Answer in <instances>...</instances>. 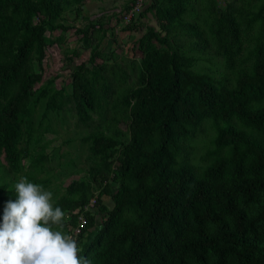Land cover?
<instances>
[{
  "label": "trees",
  "instance_id": "1",
  "mask_svg": "<svg viewBox=\"0 0 264 264\" xmlns=\"http://www.w3.org/2000/svg\"><path fill=\"white\" fill-rule=\"evenodd\" d=\"M257 10L264 29V2ZM59 14L60 0H0V97L7 95L0 104V147L14 168L15 143L22 127L29 135V112L46 94L44 86L33 89L41 75L42 33ZM173 14L174 10H162L157 16L165 21L161 25L166 40ZM225 24V30L215 26L214 32L233 68V54L245 32L232 17ZM182 26L197 32L192 24ZM153 39L161 41L151 28L138 37L137 48L143 54L138 85L118 99L129 114L128 141L118 139L119 130L87 135L90 153L100 157L103 167L105 159L118 152L115 157L125 180L113 194L104 187L113 207L78 256L97 259L94 264H264V41L255 45L253 61L240 67L229 88L213 85L206 76L190 75L181 68L176 50L167 60L162 54V59L156 58ZM29 62L34 68L28 71ZM102 67L96 66L90 78L81 67L72 74L70 99L80 122L89 120L90 111H102ZM52 97L47 96L46 107L53 105ZM207 117L213 128L211 148L205 151V164L197 166L189 162L188 146L182 142ZM99 172L94 169L90 178L96 179ZM88 187V181H71L66 188L71 196L54 207L79 206ZM9 199L14 201L13 188L0 185V220ZM83 213L87 223L81 233L93 224L92 216ZM100 241L103 246L98 249Z\"/></svg>",
  "mask_w": 264,
  "mask_h": 264
},
{
  "label": "rangeland",
  "instance_id": "2",
  "mask_svg": "<svg viewBox=\"0 0 264 264\" xmlns=\"http://www.w3.org/2000/svg\"><path fill=\"white\" fill-rule=\"evenodd\" d=\"M131 1L79 0L75 3L60 0L58 18L52 27L46 26L42 33L44 54L41 75L40 80L33 84V89L44 86L46 94L29 112V135L22 127L15 143V168L10 166L5 151L0 147V185H4L5 190L13 188L14 200L15 184L25 177L27 182L43 185L46 191H50L54 205L62 197L71 196L66 192L71 181L89 182L85 201L71 209H63V232L66 235H69L72 221L75 222L78 214L84 216L83 212H86L92 216L93 224L77 238L79 251L83 243L94 239L107 217L106 212L113 207L110 194L103 192L104 187L107 185L113 194L120 181L125 180L119 173V162L115 157L118 152L109 155L105 159L107 167H103L100 157L91 155V140L87 135L96 130L104 134L119 130L118 139L128 141L129 114L118 99L127 88L138 85V68L143 58L137 48L138 37L151 28L161 38V41L152 40L158 52L154 55L156 58L162 59L159 55L162 54L167 60L168 54L176 50L178 61L182 62L181 68L190 75H203L213 85L229 88L240 74V67L247 68L253 61L255 45L264 41V29L257 10L264 0H149L136 18L125 23L123 16ZM162 10H174L168 40L163 38L161 23L165 22L164 19L157 18ZM230 17L245 32L241 35L243 41L239 51L233 54V68L228 67V58L219 46V34L214 32L215 26L218 30H225L229 24L225 26L223 21ZM183 23L194 25L197 32L190 33L182 26ZM99 65L103 66L99 69L100 81L106 87L105 100L101 101L103 108L100 113L90 111L89 120L83 123L77 120L70 99L72 74L81 67L84 76L90 78ZM28 66V71L34 68L31 62ZM189 85L186 83L185 88ZM49 95L53 96V105L46 107ZM5 97H0V104ZM212 134L211 119L207 117L184 136L182 143L188 146L190 163L197 166L205 164V151L211 148L209 139ZM94 169H99L100 174L93 180L90 172ZM91 198L96 200L95 205H88L89 211H84L83 205ZM78 208L80 212L76 213ZM53 227L56 228L55 225ZM102 243L99 242L98 249L103 246ZM96 262L97 259H92L91 264Z\"/></svg>",
  "mask_w": 264,
  "mask_h": 264
},
{
  "label": "clouds",
  "instance_id": "3",
  "mask_svg": "<svg viewBox=\"0 0 264 264\" xmlns=\"http://www.w3.org/2000/svg\"><path fill=\"white\" fill-rule=\"evenodd\" d=\"M14 191L16 199L5 203L0 220V264H91L78 256L76 240L64 234L65 214L54 207L50 191L26 177Z\"/></svg>",
  "mask_w": 264,
  "mask_h": 264
},
{
  "label": "built area",
  "instance_id": "4",
  "mask_svg": "<svg viewBox=\"0 0 264 264\" xmlns=\"http://www.w3.org/2000/svg\"><path fill=\"white\" fill-rule=\"evenodd\" d=\"M145 2L147 0H132L130 2L129 9L127 12L124 14V22H130L133 18H136L138 14L143 10ZM96 200L93 198L89 199L86 204L83 205V210L89 211L88 205H95ZM75 212H80V208H78ZM86 219L83 215L78 214L76 216V224L71 225L69 229V236H72L75 240L78 236V234L81 233L83 226L86 224Z\"/></svg>",
  "mask_w": 264,
  "mask_h": 264
},
{
  "label": "crops",
  "instance_id": "5",
  "mask_svg": "<svg viewBox=\"0 0 264 264\" xmlns=\"http://www.w3.org/2000/svg\"><path fill=\"white\" fill-rule=\"evenodd\" d=\"M147 1H149V0H147ZM155 1V0H154ZM150 2H153V0H150ZM146 3V2H145ZM144 8H145V5H144ZM144 8H143V10H144Z\"/></svg>",
  "mask_w": 264,
  "mask_h": 264
}]
</instances>
